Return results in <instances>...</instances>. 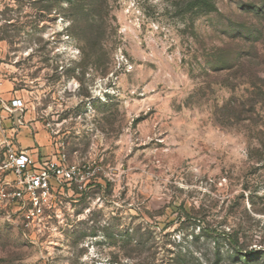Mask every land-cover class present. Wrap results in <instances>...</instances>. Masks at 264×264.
Masks as SVG:
<instances>
[{"label": "rangeland", "instance_id": "1", "mask_svg": "<svg viewBox=\"0 0 264 264\" xmlns=\"http://www.w3.org/2000/svg\"><path fill=\"white\" fill-rule=\"evenodd\" d=\"M81 2L0 0V163L34 125L93 173L50 229L0 208V264H241L216 232L264 208V102L225 107L264 91V0Z\"/></svg>", "mask_w": 264, "mask_h": 264}, {"label": "built area", "instance_id": "2", "mask_svg": "<svg viewBox=\"0 0 264 264\" xmlns=\"http://www.w3.org/2000/svg\"><path fill=\"white\" fill-rule=\"evenodd\" d=\"M12 108L23 111V101L14 100ZM92 178L90 167L71 163L63 146L34 156L11 142L0 163V208L9 223L17 216L24 231L42 232L50 229L59 200L83 194Z\"/></svg>", "mask_w": 264, "mask_h": 264}, {"label": "trees", "instance_id": "3", "mask_svg": "<svg viewBox=\"0 0 264 264\" xmlns=\"http://www.w3.org/2000/svg\"><path fill=\"white\" fill-rule=\"evenodd\" d=\"M74 1L75 0H69V2H72L70 4L71 7H80L82 3L81 0H77L76 3H74ZM191 7L192 10H196L197 12H207L213 9V3L212 0H192ZM40 8L51 10L50 6H43ZM73 20V22L75 23L76 20ZM75 24L77 25V22ZM248 35L249 37L247 38V40L249 44H251V40L255 38V33L249 32ZM251 48L253 49V45H251ZM251 57L252 55L247 54V57H245L246 59H244V61L239 64V67L248 68L251 64ZM249 76L250 78H252L251 74H249ZM255 99L256 101H254L253 104V100L241 104H228L227 107H225L226 117L237 121L246 120L248 114L251 112L250 107H255V103H259L260 100L264 102V91H261L258 97H256ZM246 106H248V108ZM259 212L264 213V208L259 210H250L249 222H239L230 229L221 228L216 232L218 234V237L220 239L222 238L224 245L227 246L229 251L236 256L235 260L239 261L241 264H264V224H262V222L260 221L257 222L252 216H250V214L252 213ZM165 263L184 264L181 261L180 256L175 259L168 258L166 261H163L159 264Z\"/></svg>", "mask_w": 264, "mask_h": 264}, {"label": "crops", "instance_id": "4", "mask_svg": "<svg viewBox=\"0 0 264 264\" xmlns=\"http://www.w3.org/2000/svg\"><path fill=\"white\" fill-rule=\"evenodd\" d=\"M38 126H28L20 131L17 135V145L23 149L27 150L30 154L34 156L47 155L50 154V149L45 148L46 143L44 142L46 136L44 131L39 130Z\"/></svg>", "mask_w": 264, "mask_h": 264}]
</instances>
